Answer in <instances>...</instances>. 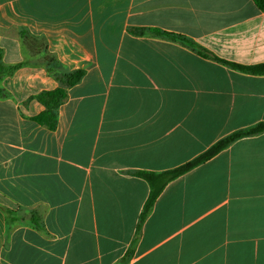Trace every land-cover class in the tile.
Masks as SVG:
<instances>
[{
	"label": "crops",
	"instance_id": "crops-1",
	"mask_svg": "<svg viewBox=\"0 0 264 264\" xmlns=\"http://www.w3.org/2000/svg\"><path fill=\"white\" fill-rule=\"evenodd\" d=\"M252 0H0V264H264V132L150 193L136 175L192 161L264 122ZM137 31V32H136ZM142 31V32H138ZM25 36V39L23 37ZM82 70L49 129L43 91Z\"/></svg>",
	"mask_w": 264,
	"mask_h": 264
},
{
	"label": "trees",
	"instance_id": "trees-1",
	"mask_svg": "<svg viewBox=\"0 0 264 264\" xmlns=\"http://www.w3.org/2000/svg\"><path fill=\"white\" fill-rule=\"evenodd\" d=\"M256 6L264 12V0H252ZM137 32V31H136ZM142 32V31H138ZM154 32L158 35L168 37L175 41H180L181 43L185 44L186 46L191 47L195 50L199 55L205 58L213 59L219 61L225 65H228L236 70H240L242 72L253 74V75H264V64H256V65H242L237 63L228 62L226 60L220 59L215 56L210 51L206 50L196 42L191 39H188L182 35L173 34V33H166L161 32L160 30H154ZM25 39V36L23 37ZM43 48V57L46 66H48V72L51 73L53 76L56 77L58 81L61 82L62 86L54 89L43 91L39 95H37V99L42 103L45 107L44 111L35 117V120L40 124L46 126L49 129H55L57 125V110L58 107L63 103V101L67 97L66 89L78 83L82 76V70H76L73 72L67 73H60L58 68L60 67L59 62L55 57L48 54L46 51V47L43 45H39V49ZM23 64H16L11 66H6L2 62V57L0 55V98H4L8 96V93L4 91L1 86L2 79L5 75L13 73L16 69L21 67ZM264 132V122L257 124L254 127L247 128L244 130H239L234 132L230 136L218 141L212 147H210L207 151L196 157L190 162H187L177 168L165 171V172H152V171H138L136 175L142 179H144L150 186V193L144 205V209L142 211L140 222L138 225V231L140 230L141 225L146 220L150 210L154 206L156 200L166 187V185L171 182L172 180L180 177L181 175L185 174L186 172L192 170L193 168L197 167L198 165L210 160L215 155L220 153L230 144L235 142L238 139L248 137L251 135H255L258 133Z\"/></svg>",
	"mask_w": 264,
	"mask_h": 264
}]
</instances>
